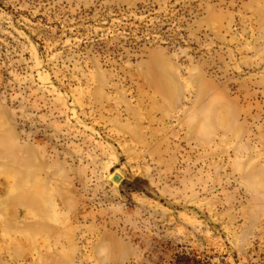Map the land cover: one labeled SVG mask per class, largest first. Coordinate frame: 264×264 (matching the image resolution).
<instances>
[{
    "label": "rangeland",
    "instance_id": "obj_1",
    "mask_svg": "<svg viewBox=\"0 0 264 264\" xmlns=\"http://www.w3.org/2000/svg\"><path fill=\"white\" fill-rule=\"evenodd\" d=\"M0 264H264V0H0Z\"/></svg>",
    "mask_w": 264,
    "mask_h": 264
},
{
    "label": "water",
    "instance_id": "obj_2",
    "mask_svg": "<svg viewBox=\"0 0 264 264\" xmlns=\"http://www.w3.org/2000/svg\"><path fill=\"white\" fill-rule=\"evenodd\" d=\"M113 179H114L115 181H120L121 177H120L119 175L115 174V175L113 176Z\"/></svg>",
    "mask_w": 264,
    "mask_h": 264
}]
</instances>
